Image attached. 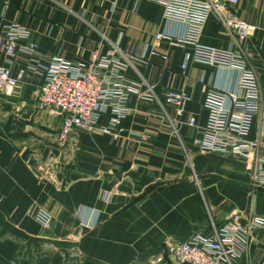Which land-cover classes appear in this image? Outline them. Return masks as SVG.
I'll return each instance as SVG.
<instances>
[{
	"label": "crops",
	"instance_id": "1",
	"mask_svg": "<svg viewBox=\"0 0 264 264\" xmlns=\"http://www.w3.org/2000/svg\"><path fill=\"white\" fill-rule=\"evenodd\" d=\"M228 8L252 32L239 39L211 14L199 42L243 57L264 114V0ZM8 24L25 28L36 48L15 55L13 65L26 66L27 75L11 94H0V264H149L170 243L207 231L233 210L264 216V185L251 183L247 161L200 153L192 144L206 122V90L237 92L239 71L197 61L183 68L184 53L193 50L177 41L186 26L165 18L159 2L0 0V30ZM159 33L171 39L157 41ZM113 44L124 81L138 89L128 99L122 132L101 130L107 111L93 130H75L60 142L62 116L38 105L44 69L57 59L85 64ZM153 47L167 59H138ZM171 90L189 96L181 115L165 99ZM249 138L264 145L260 117ZM38 208L52 216L46 229L35 219ZM263 259L264 248L252 244L235 264Z\"/></svg>",
	"mask_w": 264,
	"mask_h": 264
},
{
	"label": "built area",
	"instance_id": "2",
	"mask_svg": "<svg viewBox=\"0 0 264 264\" xmlns=\"http://www.w3.org/2000/svg\"><path fill=\"white\" fill-rule=\"evenodd\" d=\"M162 6L163 16L185 24L184 37L178 43L192 45V52H185L181 66L197 61L221 68L239 71L238 91L230 92L214 86L204 95L206 122L198 136L192 140L200 153L215 152L239 155L247 161L251 183L264 185V147L258 139H250L249 133L256 117L261 118L264 134V114L261 113L259 88L253 71L247 67L243 57L231 48H218L201 44L200 32L211 14H216L228 30L239 39L246 38L254 26L234 16L228 8L237 0H151ZM28 31L17 25L8 24L0 30V94L9 95L23 82L27 67L13 65L18 52L33 53L36 44L28 40ZM157 41L170 40L165 34H156ZM22 40H27L21 45ZM111 49L100 55L93 52L85 64L71 63L61 59L43 71L38 93V105L42 109L62 116L58 140L66 142L75 130L91 131L101 115L109 111V121L101 130L115 137L123 128L122 120L128 113V99L138 89L124 81L125 65ZM158 57L167 59V54L153 47L140 61ZM165 99L176 106L181 115L189 99L182 90H171ZM188 124L193 126L195 118ZM35 219L42 228L50 226L51 214L43 208L35 212ZM252 244L264 248V216L232 211L221 223L212 222L207 231H194L186 237L170 243L161 253L149 259V264H235L238 255ZM12 264H18L13 261ZM258 264H264V259Z\"/></svg>",
	"mask_w": 264,
	"mask_h": 264
},
{
	"label": "rangeland",
	"instance_id": "3",
	"mask_svg": "<svg viewBox=\"0 0 264 264\" xmlns=\"http://www.w3.org/2000/svg\"><path fill=\"white\" fill-rule=\"evenodd\" d=\"M18 86H20V85H18ZM34 161H35L36 164L41 165V162H40V158L39 157H36V159ZM12 262H11V264H12Z\"/></svg>",
	"mask_w": 264,
	"mask_h": 264
}]
</instances>
